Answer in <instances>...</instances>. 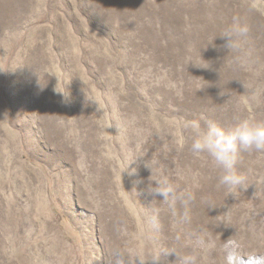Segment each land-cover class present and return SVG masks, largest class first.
Segmentation results:
<instances>
[{
  "label": "rangeland",
  "instance_id": "1",
  "mask_svg": "<svg viewBox=\"0 0 264 264\" xmlns=\"http://www.w3.org/2000/svg\"><path fill=\"white\" fill-rule=\"evenodd\" d=\"M245 119L264 121V0H0V264H148L193 254V234L198 264L229 239L264 264V152L240 151L229 191L191 151L193 122ZM161 179L191 193L189 223L149 193Z\"/></svg>",
  "mask_w": 264,
  "mask_h": 264
},
{
  "label": "clouds",
  "instance_id": "2",
  "mask_svg": "<svg viewBox=\"0 0 264 264\" xmlns=\"http://www.w3.org/2000/svg\"><path fill=\"white\" fill-rule=\"evenodd\" d=\"M248 33L249 26L247 23L234 17L231 25L220 36L226 39L224 47L228 51L238 52L241 50V42L246 39ZM194 65L202 67L195 63ZM190 127L193 130L191 151L194 154H206L211 158L214 165L221 171L219 184L229 191L242 186L245 182V177L236 168L238 155L242 150L264 152V121L254 122L245 119L239 121L232 128H225L209 120L206 127H202L198 122H193ZM145 166L150 168L147 163H145ZM154 182V185H149V193L153 196H162L160 201L167 207L170 214L173 217L178 216L181 223H189L191 219L189 203L193 199L191 193L179 191L167 179ZM178 208L183 211L178 213ZM147 223L154 233L161 232L162 225L157 210H151ZM193 236V254L179 255L175 248H162L151 256L148 264H160L163 257L171 253L177 255L178 264H198V257L194 254L195 249H204L207 246V242L203 236L195 234ZM176 240L179 241L180 236H177ZM137 262L138 264H144V261L139 256L137 257ZM107 264H130V260L120 250H114ZM221 264H236V246L231 239L223 245Z\"/></svg>",
  "mask_w": 264,
  "mask_h": 264
}]
</instances>
